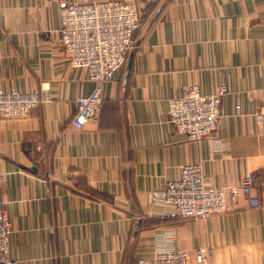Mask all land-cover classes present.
I'll return each mask as SVG.
<instances>
[{"label":"crops","instance_id":"0c3cea01","mask_svg":"<svg viewBox=\"0 0 264 264\" xmlns=\"http://www.w3.org/2000/svg\"><path fill=\"white\" fill-rule=\"evenodd\" d=\"M83 0H0V85L50 88L24 117L0 119V209L18 264H135L171 229L189 264H264V0L139 4L136 45L104 86L98 123L77 128L74 99L93 88L61 44L62 8ZM105 1V0H97ZM224 86L216 128L181 138L169 101L190 85ZM239 97V109L231 95ZM217 140L223 141L220 150ZM201 160L213 185L253 176L260 201H229L207 219L178 218L166 183ZM207 248L203 263L195 251Z\"/></svg>","mask_w":264,"mask_h":264},{"label":"built area","instance_id":"2783aa9c","mask_svg":"<svg viewBox=\"0 0 264 264\" xmlns=\"http://www.w3.org/2000/svg\"><path fill=\"white\" fill-rule=\"evenodd\" d=\"M162 0H83L65 5L60 16L61 44L69 52L73 67L85 68L93 88L86 95L74 99L76 113L72 125L83 128L99 122L103 91L122 66L126 53L136 45V32L141 23L139 4H157ZM224 86L215 92L202 93L198 85L185 87L169 101L168 120L175 132L188 141H199L217 126ZM50 88L42 90L6 91L0 85V119L24 117L30 109L50 99ZM231 103L239 109V97L231 95ZM264 108L257 112L260 119ZM223 141L217 140L220 150ZM256 187L251 174L244 175L236 184L213 185L203 174V162L184 164L179 175L169 180L164 189L163 203L169 215L178 218L207 219L224 212L228 203L244 196L251 207L260 205L254 194ZM11 223L7 210L0 209V263L17 264L9 258ZM208 249L195 251L197 262L203 263ZM136 264H189L188 254L174 243L171 229L153 237L150 255L140 256Z\"/></svg>","mask_w":264,"mask_h":264},{"label":"rangeland","instance_id":"374dc122","mask_svg":"<svg viewBox=\"0 0 264 264\" xmlns=\"http://www.w3.org/2000/svg\"><path fill=\"white\" fill-rule=\"evenodd\" d=\"M219 213H222V212H218V213H216V214H219ZM216 214H215V215H216ZM211 217H212V216H211ZM165 230H166V229H165ZM165 230H163V231H165ZM158 233H159V232H158ZM155 235H156V234H155ZM135 264H136V263H135Z\"/></svg>","mask_w":264,"mask_h":264},{"label":"water","instance_id":"95a60500","mask_svg":"<svg viewBox=\"0 0 264 264\" xmlns=\"http://www.w3.org/2000/svg\"><path fill=\"white\" fill-rule=\"evenodd\" d=\"M0 264H4V263L1 262ZM17 264H18V263H17Z\"/></svg>","mask_w":264,"mask_h":264}]
</instances>
